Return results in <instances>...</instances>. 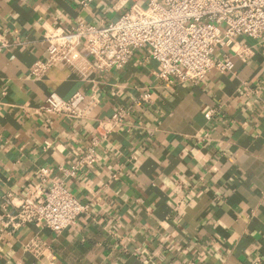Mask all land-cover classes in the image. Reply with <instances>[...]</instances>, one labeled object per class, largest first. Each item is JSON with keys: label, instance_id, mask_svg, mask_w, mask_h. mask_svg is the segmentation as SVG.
<instances>
[{"label": "crops", "instance_id": "1", "mask_svg": "<svg viewBox=\"0 0 264 264\" xmlns=\"http://www.w3.org/2000/svg\"><path fill=\"white\" fill-rule=\"evenodd\" d=\"M81 1L0 0V36L16 43L0 53V264H264V37L219 49L234 69L198 85L162 87L146 48L122 70L58 66L34 78L48 59L46 29L116 21L130 6ZM147 88L152 105H133ZM53 92L98 102L81 121L37 112ZM121 108L131 114L97 163L66 177L60 167ZM42 168L52 169L46 185L63 182L89 205L59 234L15 227L3 207L7 193L35 199Z\"/></svg>", "mask_w": 264, "mask_h": 264}, {"label": "built area", "instance_id": "2", "mask_svg": "<svg viewBox=\"0 0 264 264\" xmlns=\"http://www.w3.org/2000/svg\"><path fill=\"white\" fill-rule=\"evenodd\" d=\"M91 1L82 0L81 4L86 7ZM120 4L130 6L116 21L46 29L43 37L48 59L34 63L32 76L41 79L58 66L71 67L85 76L88 64L107 74L124 69L135 50L146 48L149 58L159 65L157 80L162 87L198 85L213 70L225 73L234 69L226 52L216 54L219 49L233 48L243 37H264V0H121ZM13 45V40L0 36V53ZM152 94L147 88L132 96L133 105H152ZM97 102L95 95L88 98L82 92L69 99L53 92L37 112L81 121ZM130 114L129 108H121L101 121L85 153L71 168L60 167L66 177L73 178L84 167H93L100 144L114 129L122 128ZM51 172L47 168L39 170L41 185L35 199L32 191L22 196H4L3 207L15 227L35 224L59 234L88 212L89 205L81 202L65 183L46 185ZM28 248L41 252L38 245Z\"/></svg>", "mask_w": 264, "mask_h": 264}]
</instances>
